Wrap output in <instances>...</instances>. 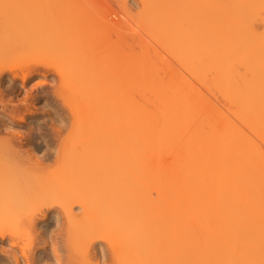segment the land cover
Instances as JSON below:
<instances>
[{
    "label": "bare ground",
    "instance_id": "obj_1",
    "mask_svg": "<svg viewBox=\"0 0 264 264\" xmlns=\"http://www.w3.org/2000/svg\"><path fill=\"white\" fill-rule=\"evenodd\" d=\"M29 1L0 0V264H264V0H139L118 90L122 47Z\"/></svg>",
    "mask_w": 264,
    "mask_h": 264
},
{
    "label": "rangeland",
    "instance_id": "obj_2",
    "mask_svg": "<svg viewBox=\"0 0 264 264\" xmlns=\"http://www.w3.org/2000/svg\"><path fill=\"white\" fill-rule=\"evenodd\" d=\"M29 1V0H28ZM33 1V0H32ZM30 2V1H29ZM35 2H36V6L38 5L39 6V2H40V0H39V2H38V0H34V4H35ZM44 5H46L47 7H49L50 6V4H51V7H49V13H50V10H51V12L52 11H54L53 12V14L54 15H56V16H54L55 18H56V20H57V17H58V20H59V17H61L59 14H61V13H63L62 15H64V13H66L65 15H66V19H67V25L69 26V28H67V25H66V28L68 29V30H72V31H76L77 30V32H78V30H80V26H82V28H84V29H82V31L83 30H87L83 25H82V23H83V20H84V22L86 21V23H87V26H89L90 27V22H91V20H92V22H93V24L92 25H94V24H96V25H94L93 27L91 26V31H89V32H92V31H94V32H92L91 34H93V36H95L96 35V33H97V31H98V36H99V34L102 36H99V38H97V39H99V41H97V44H99L100 45V43L102 42V47H101V49H97V50H101V53H103L102 52V50L104 51V50H107V48H110V47H112V45H113V47L115 48V46H116V48L117 49H119V48H121V49H119L118 51H117V54H114V58H115V60L113 61V63L111 62V64H108L109 62H107V60L105 61V58H107V57H103V60H101V59H98V52H97V50H96V56H97V58L95 59V60H97V61H95V60H93V61H95V63H93V69L94 68H99L100 66L102 67V65H100V61L101 62H103V61H105V62H107V63H101V64H103V65H105V67H107V71H106V69H104L105 67H103V68H101V69H104L106 72H108V73H110V75L113 77V78H111V76L110 75H108V73H106V72H104V70H102L103 71V73L101 72V70H100V74H101V76L102 75H104L105 73V75H107L105 78H107V80L105 79V84L104 85H106V87L107 86H109L110 84V88H116L117 90H118V88H121V87H129V85H130V82H131V78H132V74L130 73V70H128V58L130 57L129 55H131V53H133V50H135L136 49V51L138 52L139 50H142V48L140 47V46H138V45H140L139 44V42H140V40H141V38H144L143 36H141V35H144V34H142L143 32L141 31V29L139 28V27H137V23H136V17L138 16L137 14L140 12V10H141V3H140V1L139 0H127V3L126 4H124L123 2H121V0H42L41 1ZM40 2V3H41ZM49 2H51V3H49ZM58 2V3H57ZM38 3V4H37ZM49 4V6H48V4ZM30 4H32V5H34L33 4V2H30ZM56 12H57V14H56ZM60 12V13H59ZM115 12V13H114ZM52 14V15H53ZM67 14H69V15H71L72 16V18H71V16H68ZM118 14V15H117ZM59 15V16H58ZM76 16V17H75ZM74 17V18H73ZM113 17V18H112ZM72 19H74L75 20V22H74V20H72ZM89 19H91V20H89ZM77 20H79V21H77ZM98 20V21H97ZM77 21V22H76ZM81 21H82V23H81ZM96 21V23H94ZM73 22V23H72ZM78 23V24H77ZM86 23H83L84 25L86 24ZM74 24H75V26H74ZM77 24V25H76ZM89 24V25H88ZM80 25V26H79ZM78 27H80L79 29H77ZM89 27H87V28H89ZM93 28V29H92ZM81 31V30H80ZM96 31V32H95ZM100 31V32H99ZM77 32H75V33H77ZM70 33V32H69ZM83 32H81V34H82ZM103 34H104V36H103ZM145 36V35H144ZM103 37H105L106 38V40H105V38L103 39L105 42L107 41L108 43H109V46L108 45H106V47H105V45H104V42H103V40H102V38ZM144 40V39H143ZM95 41H96V39H95ZM98 42H100V43H98ZM108 43H105V44H108ZM118 46H121V47H118ZM105 49H104V48ZM114 50V51H115ZM121 53H120V52ZM139 52H141V51H139ZM120 53V54H119ZM125 55V57H126V59L124 58L123 59V57L124 56H120V55ZM40 55V54H39ZM38 54L35 56L36 57V59L38 58V56H39ZM101 56L103 55V54H100ZM41 56V55H40ZM85 56V57H84ZM88 56L89 55H87V53L86 54H84V53H82V57H81V55H80V57H81V59H79V60H82V61H80V63H79V65H80V69H82V71H84L85 69H88V68H91L92 69V66H91V59H90V57H89V62L87 61V59H88ZM95 56V57H96ZM101 56H99V57H101ZM103 56H106V54L105 55H103ZM115 56H117V60H116V57ZM35 57H34V59H35ZM79 57V58H80ZM87 57V58H86ZM128 57V58H127ZM111 58H112V56H111ZM34 59L32 60V61H30V64L28 63V65L29 66H32L33 65V63H34V67L32 66L31 68V71H32V73H30L31 75H30V77L31 78H33L30 82H29V84H28V86H29V90H30V88H32L31 89V92H32V96H30V100H32L36 95H37V92H38V90H39V88L37 89L36 88V86H35V84L37 83V82H39L38 80H40V81H43V78L42 77H40V78H38L39 76H37V75H39V74H43V73H47V75L48 74H53V73H55V70H54V72L53 71H51V70H49V71H47L48 69H46L44 66L42 67L41 66V64H40V66H39V63H38V66H37V64H36V67H35V61H34ZM40 60H41V58H39ZM38 59V60H39ZM107 59H109V58H107ZM112 60H113V58H112ZM111 60V61H112ZM108 61H110V60H108ZM37 62H40V61H37ZM42 62V61H41ZM90 63V64H88V63ZM86 63L88 64V65H86ZM98 63H99V66H98ZM95 64V65H94ZM113 64V65H112ZM107 65V66H106ZM87 66H88V68H87ZM113 66V67H112ZM86 67V68H85ZM108 67H110V68H108ZM42 69V70H41ZM76 70H74L75 72H76V74L77 73H79L80 71H79V67L77 66V68H75ZM114 69V70H113ZM116 69V70H115ZM53 70V69H52ZM51 71V72H50ZM71 71H73V70H71ZM78 71V72H77ZM81 71V72H82ZM87 71V70H86ZM114 71V73L113 74H115V75H113L111 72H113ZM40 72V73H39ZM70 72V71H69ZM71 73V72H70ZM70 73H69V76H70ZM74 73V72H73ZM55 74H57V73H55ZM75 74V73H74ZM117 74V75H116ZM34 76V77H33ZM71 77H72V75H71ZM109 77V78H108ZM116 77V78H115ZM93 78V77H92ZM71 79H74V77H72ZM118 79V80H117ZM45 80V79H44ZM49 80H51V78H49V79H46L44 82H46L45 84H44V87H46V88H50V87H52L51 86V83H50V81ZM93 80V79H92ZM94 80H96V79H94ZM107 81H109V82H107ZM129 81V82H128ZM71 83V81L68 83V84H70ZM127 83H129V84H127ZM47 84V85H46ZM116 84V85H115ZM117 84H118V86H117ZM53 85V84H52ZM97 85H98V87H99V89L101 88V86H99V84H98V82H97V84H91V88H90V85H89V87H87V89L88 90H86L87 92H89V95L88 96H90V93L92 94V92H90V90H98V87H97ZM101 85V84H100ZM103 85V84H102ZM128 85V86H127ZM31 86V87H30ZM69 86H71V85H69ZM68 85L66 86L67 88L69 87ZM95 86V88L93 89V87ZM112 86H115V87H112ZM97 87V88H96ZM109 87H107L108 89H109ZM118 87V88H117ZM34 89V90H33ZM51 89V88H50ZM122 89V88H121ZM37 90V91H36ZM47 90H49V89H47ZM114 90V89H113ZM71 91L70 90H67V94H65V96H66V98L68 99V97L69 96H71L70 98L72 99V95L73 94H71L70 93ZM87 92H85V94L87 93ZM18 94H20L19 92H17ZM16 93V94H17ZM24 93H25V91H24ZM69 93V94H68ZM15 93L13 94V96L15 97V95H16ZM35 94V95H34ZM94 94V93H93ZM25 95V94H23V92H22V94H21V96L19 97L18 96V98H23V96ZM68 95V96H67ZM8 97V96H7ZM7 97H6V99H7ZM76 97V96H75ZM74 97V99H76ZM83 97H87V96H85L84 94H83ZM80 97H78L77 99H79ZM82 98V97H81ZM15 99H17V96L15 97ZM14 99V100H15ZM71 99H69L70 101H72ZM76 99V100H77ZM59 101V100H58ZM78 101V100H77ZM80 101H82V100H80ZM79 101V102H80ZM83 102V101H82ZM74 103H76L75 101H74ZM81 105V102L80 103H78V105ZM31 105V104H30ZM74 105H77V103L76 104H74ZM79 105V108L81 107ZM82 105H83V103H82ZM32 107H34V108H31V109H33L32 111H36L37 113H39L40 114V116L41 115H43L44 114V112L45 111H43L42 109L41 110H37L38 109V106L36 107V106H33L32 105ZM36 108V109H35ZM39 111V112H38ZM25 112V113H24ZM27 112L26 111H21V112H18V114H17V117H16V119L17 120H19V118L20 117H22L24 114H26ZM87 113V112H86ZM20 114V115H19ZM85 114V112L83 113V116H85L84 115ZM67 117H69V116H67ZM86 117V116H85ZM124 116H122V118H123ZM43 121H45V120H47V118H43L42 119ZM21 126V127H20ZM28 124L26 123V122H22L21 123V125H19V126H17L16 128L19 130V131H23V132H26L27 130H28ZM24 136V135H23ZM18 138V137H17ZM21 140H20V144H25L23 141H26L25 139L23 140V138H20ZM18 141H19V138L17 139ZM21 141H22V143H21ZM19 144V145H20ZM25 148V147H24ZM56 225L53 223L52 224V228L54 229V228H56L55 227ZM63 228V227H62ZM5 243V244H4ZM2 244V245H1ZM4 244V245H3ZM7 244V245H6ZM38 247H39V245H37ZM7 247V249H9V247H10V245H9V242L8 241H0V249L1 248H6ZM6 250V249H5ZM50 251V248H48L47 250H41V253H43V255H45L46 253H48Z\"/></svg>",
    "mask_w": 264,
    "mask_h": 264
}]
</instances>
